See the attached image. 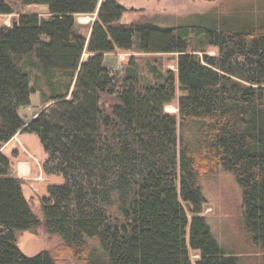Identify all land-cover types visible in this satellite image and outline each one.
I'll return each mask as SVG.
<instances>
[{"label": "trees", "instance_id": "16d2710c", "mask_svg": "<svg viewBox=\"0 0 264 264\" xmlns=\"http://www.w3.org/2000/svg\"><path fill=\"white\" fill-rule=\"evenodd\" d=\"M225 5L165 26L124 24L119 0H0V264H193L190 249L196 264H264V0ZM94 15L85 34L77 18ZM120 52L176 56L177 115L175 72L149 63L146 79ZM221 171L243 190L255 253H227L199 216ZM42 224L62 245L28 256L18 234Z\"/></svg>", "mask_w": 264, "mask_h": 264}, {"label": "rangeland", "instance_id": "374dc122", "mask_svg": "<svg viewBox=\"0 0 264 264\" xmlns=\"http://www.w3.org/2000/svg\"><path fill=\"white\" fill-rule=\"evenodd\" d=\"M102 1V0H101ZM126 7L123 23L151 21L165 26H178L186 24H197V15H211L224 9L226 0H119ZM27 11L33 15L47 17L48 8L46 6H31ZM87 18V22L81 23L82 18ZM200 18V17H199ZM13 16L1 17L2 24L11 27ZM96 20V16H79L77 18L79 28L85 34H90L91 27ZM216 50L210 49L209 54L215 55ZM89 55H84V62L89 59ZM173 54L154 55L135 52H120L119 58L127 64L131 58L136 59L142 77L151 78L148 64L157 63L162 71L171 70L176 74V98L173 103L166 107L170 114L177 115L179 112V101L182 91L177 78L176 56ZM175 109V110H174ZM24 174V175H23ZM32 175V163L28 160L17 161V178H27ZM24 194L29 201L34 213L44 223L45 217L42 211L41 198L37 191L29 183L23 185ZM202 193L204 204L199 216L206 219L211 229V233L218 244L227 253H255L254 247H248V234L244 233L245 206L243 190L239 185L236 176L229 171H221L208 177L203 181ZM191 213V212H188ZM190 218L192 215L190 214ZM246 232V231H245ZM189 240V236H188ZM18 245L28 256H34L42 251L55 252L62 245V238L59 235H52L47 232L45 225H40L34 231H24L18 234ZM91 245L97 242L91 241ZM248 247V248H247ZM193 264L199 259V254L190 249ZM63 264H76L75 261L67 257Z\"/></svg>", "mask_w": 264, "mask_h": 264}, {"label": "water", "instance_id": "95a60500", "mask_svg": "<svg viewBox=\"0 0 264 264\" xmlns=\"http://www.w3.org/2000/svg\"><path fill=\"white\" fill-rule=\"evenodd\" d=\"M185 97H187V96H185ZM186 209H187L188 212H192V206H191L190 203L186 204Z\"/></svg>", "mask_w": 264, "mask_h": 264}, {"label": "crops", "instance_id": "0c3cea01", "mask_svg": "<svg viewBox=\"0 0 264 264\" xmlns=\"http://www.w3.org/2000/svg\"><path fill=\"white\" fill-rule=\"evenodd\" d=\"M95 16H96V15H95ZM80 22H81V23H85V22H87V21L81 19Z\"/></svg>", "mask_w": 264, "mask_h": 264}, {"label": "bare ground", "instance_id": "6f19581e", "mask_svg": "<svg viewBox=\"0 0 264 264\" xmlns=\"http://www.w3.org/2000/svg\"><path fill=\"white\" fill-rule=\"evenodd\" d=\"M82 20H88V19L83 17ZM174 110H175V109H174ZM23 175H24V174H23Z\"/></svg>", "mask_w": 264, "mask_h": 264}]
</instances>
